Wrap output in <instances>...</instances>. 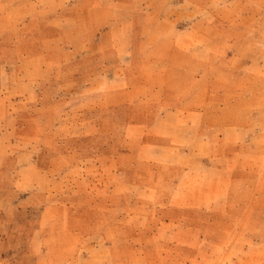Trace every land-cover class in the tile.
Here are the masks:
<instances>
[{
	"label": "rangeland",
	"instance_id": "obj_1",
	"mask_svg": "<svg viewBox=\"0 0 264 264\" xmlns=\"http://www.w3.org/2000/svg\"><path fill=\"white\" fill-rule=\"evenodd\" d=\"M75 8L0 0V264H264V0Z\"/></svg>",
	"mask_w": 264,
	"mask_h": 264
},
{
	"label": "crops",
	"instance_id": "obj_2",
	"mask_svg": "<svg viewBox=\"0 0 264 264\" xmlns=\"http://www.w3.org/2000/svg\"><path fill=\"white\" fill-rule=\"evenodd\" d=\"M69 1H76V3L74 2L73 4L67 5L65 6L64 5V2H69ZM81 2V0H61V13L63 12H66V11H70V12H76V8L75 6L79 5ZM90 11L89 12H96L95 10L93 9H89ZM74 23H79V21H74ZM74 27V26H73ZM71 27H67V26H61V36H63V38L61 39V51L64 53V56L61 57V75L62 77H65V75L67 74V71H69L68 69H66L67 66L69 65H76V63H78L79 59H78V52H79V48L81 47V44L80 43H77L75 40L71 39L70 36H71V33L72 35H74L75 33V29H76V26L74 27L73 31L70 30ZM91 30V29H90ZM115 52V51H114ZM118 55V54H116ZM63 58H66V59H63ZM63 59V60H62ZM122 61L121 60V57H114L112 59V62L113 64H120L119 62ZM95 64H97L96 61H94ZM92 64V62L90 63ZM120 67V65H119ZM118 69L120 68H117V69H114V70H111L109 72H106L104 69V71L102 72V74L104 73V75H101V76H98L97 73H94L92 76H90L89 78V83L92 84V82L94 81H97L100 77L103 78L102 76H104L107 80H106V89H107V93L105 95L107 96H117V95H124L127 93V90H126V86H127V83H124V79L121 81H118V80H115L117 79L116 78V74H117V71ZM75 78H73L71 81H67L69 83H65L63 81H61V101L63 97H66L68 94H83L85 96H89V97H98L100 92L98 91L97 88H94V87H86L84 89V93H81L82 91H77L76 90V87H74L73 85L75 84L74 81ZM124 102V101H123ZM114 105V104H113ZM67 105L64 107V109L62 108L61 111H62V114H64V112H67ZM159 108V107H158ZM173 111L175 112H181L182 107L179 106V105H176L174 106L173 108ZM204 108H185L184 110L188 111V112H197V111H202ZM184 111V112H186ZM69 112V110H68ZM175 131L173 132V135L171 136L172 137V140H174V138H177L175 132L176 131H183L185 132L186 134L188 133V130H189V133L190 134H194V128L197 129V132H198V129L201 128L202 126L199 125L197 127V125L195 124H189L187 121H181V122H175ZM178 139V138H177ZM141 140V141H140ZM138 142H140L141 144H144L143 142V137L139 138L137 140ZM202 144H204V142L201 140ZM146 143V142H145ZM138 152H135L133 154V156H136V158H138ZM121 155H127L126 153H122ZM193 155L191 152L189 153H176L174 155L171 156L172 159H177V160H183V159H186L187 161L190 160V159H194V156H191ZM177 160H173L174 163H171L170 161H165L167 162L168 164H177L175 163ZM207 159H201V161H204ZM202 164V163H201ZM205 164H207L205 162ZM205 164H202L204 168H209V164L205 165ZM210 167H212V165H210Z\"/></svg>",
	"mask_w": 264,
	"mask_h": 264
}]
</instances>
